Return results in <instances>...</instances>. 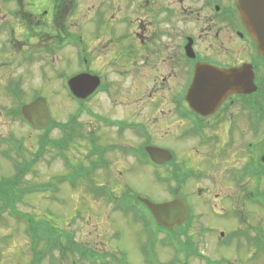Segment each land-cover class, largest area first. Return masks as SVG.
<instances>
[{
    "label": "rangeland",
    "instance_id": "374dc122",
    "mask_svg": "<svg viewBox=\"0 0 264 264\" xmlns=\"http://www.w3.org/2000/svg\"><path fill=\"white\" fill-rule=\"evenodd\" d=\"M105 1L84 0V13L86 11L88 16L94 18L87 21L94 26L92 30H95L98 19L101 22L99 33L94 30L90 33L89 39L94 42L89 48L94 59L103 62L104 66L107 57L113 54L110 52L112 45L113 49L116 48L114 44L119 46V53L127 54L130 41L128 31L133 28L139 31L137 24L141 22L138 20H144L145 15L144 8L138 9L136 1L133 5L130 1L118 0L111 11ZM100 4H103L101 8ZM151 5L156 6L154 2ZM102 11L106 15H102ZM98 12L100 17L96 19ZM132 22L133 28L130 27ZM112 23L116 35L111 36L109 24ZM147 33L150 39L151 32L144 35ZM169 48H163L161 54L169 53ZM54 66L56 72L63 70L62 63H55ZM259 75L260 82L261 77L264 78V67ZM37 76L18 79L23 85L20 84L21 87L9 93L5 87L7 78L1 82L4 89L0 92V179L14 177L23 157L36 156L33 169L26 170L24 179L36 183L50 182L55 187L50 192L27 195L24 201L17 203L19 211L31 214L37 220L49 221L59 229V235L70 232L74 243L85 245L86 248L92 246L108 254L107 259L111 264H152L150 260L153 259L150 258L154 256L161 264H175L176 260L184 262L186 258L167 243L166 234H160L157 242L153 241L154 248L148 249L144 243L151 244L149 233L157 231L149 216L137 210V206H121L116 201L128 192L134 195L138 193L155 202L169 201L176 196L174 191L179 185V196L190 202L189 216L174 226L178 235H182V241L190 242L191 247L203 252L208 258L220 260V264H264V176L260 178L259 175L257 182V177L249 175L247 170L252 161L264 166V117L258 133L246 125L235 128L240 136L234 132V142L227 141L225 148L221 145L227 139L226 127L213 130L218 138L208 143H203L202 138L210 132L209 127L198 129L193 136L184 135L179 140H168L165 143L170 144L172 149H166L173 156L170 165L175 163L181 166L180 172L174 175L168 170H155L147 163L139 164L128 156L123 149L126 143L138 145L139 140L130 137V132L120 138L114 128L95 116H127L128 119L129 115V118L145 124L158 136V116L152 113L154 109L151 102L159 99V95L150 101L148 97L154 94L150 92L151 87H145L143 81L141 84L137 81L132 86L131 79L113 76L118 82L116 88L98 93L86 104H81L84 101L75 100L70 94L65 85L66 79L58 74L53 77L50 75V79ZM117 89L120 90L119 94L116 93ZM38 96L47 99L53 121L47 133L51 141L42 152L36 143L47 130L33 129L17 114L23 102L27 103ZM127 98H130L129 104L133 102L129 106ZM143 98L144 103L139 104L138 101ZM258 101L264 108V89L258 91ZM157 106L163 108L162 105ZM177 127L176 124L174 128L180 133ZM70 132L74 137L70 139L71 144L63 147L57 144L58 148L55 149L52 141L66 139L65 134H68L69 139ZM12 139L21 141L20 145H24L26 150L14 151ZM251 141L259 142L257 149L260 153L257 157L253 153L250 155L245 147ZM99 147L105 149L104 154L94 151ZM255 149L253 144L251 150ZM62 150L65 152L63 155ZM37 152H40V157L36 155ZM91 161H97L94 165L104 163L103 166L91 168ZM76 164L90 168L91 172L78 178L74 184L63 178L73 173L72 166L74 168ZM231 166L241 169L243 180L231 171ZM259 170L264 172V167H259ZM112 188L114 192H107ZM255 188L258 189V195L255 194ZM217 193L221 197L228 193L231 198L214 200ZM9 214L4 212L0 216V264H29L32 254L27 243L26 223ZM243 232L248 234L244 235ZM64 254L61 257L55 252V259H62L63 264H90L81 261L75 253L67 251ZM192 256H189L187 264H208L202 257ZM39 261L40 264L60 263L59 260L51 261L48 256Z\"/></svg>",
    "mask_w": 264,
    "mask_h": 264
},
{
    "label": "flooded vegetation",
    "instance_id": "af4514ba",
    "mask_svg": "<svg viewBox=\"0 0 264 264\" xmlns=\"http://www.w3.org/2000/svg\"><path fill=\"white\" fill-rule=\"evenodd\" d=\"M117 1H105L107 8L110 7L108 10H113ZM127 1L133 5L136 1L138 9L144 8V20H138L141 22L137 24L139 31L134 30V22L131 23L133 33L131 29L128 31L130 41L127 54L119 53V46L112 41L116 48L113 49L112 45L110 52L113 54L107 57L104 66L90 52L89 45L94 40L89 37L94 26L87 22L92 16H88L86 11L84 13V0H0V92L4 89L1 82L6 78L5 87L9 93L20 84L23 85L17 80H24L25 76L40 75L41 78L50 79L57 74L67 80L65 85L69 90L70 78L87 73L99 77L101 84L92 96L81 103L86 104L98 93L116 88L118 82L114 77L131 79L132 86L137 81H143L145 87H151L150 92L154 94L148 97L150 101L159 95V99L151 102L154 109L152 113L158 116V136L145 124L129 118V115L128 119L127 116L111 118L95 115L114 128L120 138L130 132V137L139 140L138 145L126 143L123 148L126 150L124 153L139 164H143L141 159L147 157V146L172 149L165 142L176 138L179 140L184 135H196L200 128H210V132L202 138L203 143H208L218 138L213 130L226 127L227 139L221 145L223 148L227 141L234 142L237 127L246 125L258 133V123L263 121L264 115L263 105L258 101V91L264 89V78L258 81L264 67V54L259 51L257 41L243 21L238 0ZM152 2L155 7L151 5ZM102 12L103 15L105 12ZM95 17L98 19L100 13ZM96 23L94 31L99 33L101 22L98 19ZM114 27V23L109 24L110 35H116ZM148 31L151 32L150 39L148 33L144 35ZM165 47L171 48L167 51L169 53L161 54ZM55 63H62L63 70L56 72ZM241 68L254 71L256 91L245 93L218 89L217 96L211 100L205 113L191 106L187 95L199 73L205 76L206 81L210 79L212 71L224 75L227 71ZM214 79L219 82L216 75ZM119 91L117 89L116 93L119 94ZM129 99H126L128 106L133 103L129 104ZM144 100L138 103L142 104ZM176 124L180 133L174 128ZM159 141L164 144L160 145ZM253 144L255 150H251ZM245 147L250 155L253 153L257 157L258 141H251ZM170 164L168 162L154 168L164 172L168 170L174 175L180 172V165ZM230 168L237 176L240 175L241 180L244 179L239 167ZM247 170L249 175L257 177L255 180L258 182V164L252 161ZM254 190L258 195V189ZM225 195L221 197L217 193L214 200L231 198L228 193ZM89 249L98 251L92 246ZM197 255H200L198 251Z\"/></svg>",
    "mask_w": 264,
    "mask_h": 264
},
{
    "label": "water",
    "instance_id": "95a60500",
    "mask_svg": "<svg viewBox=\"0 0 264 264\" xmlns=\"http://www.w3.org/2000/svg\"><path fill=\"white\" fill-rule=\"evenodd\" d=\"M238 6L245 25L257 41L259 51L264 54V0H238ZM212 72L211 77L208 76L210 79L206 81H204L205 76L199 73L189 89L187 99L197 111L205 113L211 100L217 96L218 89L245 93H251L257 89L252 69H233L224 75L222 72ZM214 75L218 77L219 82L214 79ZM99 84L100 78L96 75L82 73L71 78L68 86L77 98L86 99L96 91ZM48 107L45 98L37 97L23 106L22 112L34 126L39 128L48 125L51 120ZM147 150L157 163L167 162L173 157L169 150L160 147L148 146ZM139 200L148 207L158 223L168 229L183 222L187 216V205L178 197L166 202H153L146 196L139 197Z\"/></svg>",
    "mask_w": 264,
    "mask_h": 264
},
{
    "label": "trees",
    "instance_id": "16d2710c",
    "mask_svg": "<svg viewBox=\"0 0 264 264\" xmlns=\"http://www.w3.org/2000/svg\"><path fill=\"white\" fill-rule=\"evenodd\" d=\"M70 133L71 137H69V139H67V134H65L66 137L64 138L66 139L62 138L58 141H52L55 149L58 148L57 144H59L60 147L67 146L69 143L71 144V141L74 139V137L72 136V132ZM39 139V150H41L40 152H42L46 149V146L49 145L51 139H49L47 135H44ZM102 148L103 147L96 148V150L94 151H97L100 154H104L103 152L105 151V149ZM21 149L22 147L19 148V150ZM40 152L39 154L38 152L36 153V155L38 154V157H40ZM63 153L65 152H63L62 150L61 154L63 155ZM20 161V164L17 165V173L14 177L0 179V216L2 213L7 212L10 213L9 215L17 219H21L26 223V231L28 235L27 243L31 248L32 254V260L29 262V264H40L39 259H42L45 256L50 257V260L54 261L55 252L59 253L61 257H64V253L69 251L75 254L78 253L84 255L86 256V258H94L95 255L93 253H89L88 250L79 243H74L73 236L70 234V232L65 231L67 232V234L59 235V229L54 227L49 221L37 220L31 214L19 211L17 203L24 201L27 195L32 193H43L46 191L50 192L55 188L54 185L50 182L36 183L32 182L31 180L24 179L26 170L33 169L34 162L36 161V156H33L32 158L23 157V159ZM96 162L97 161L92 162L90 166H92L93 168L99 166L100 164L94 165ZM78 165L79 164H76L74 168L72 166V174L74 175H72L71 173L70 175H72L74 178H83L90 174L91 170H88L90 168L86 169L83 167H79ZM259 175L261 178L264 176V173L258 172V176ZM70 182H73L75 184L76 181L71 179ZM125 199L131 204V206L134 204H138V201L133 194H126Z\"/></svg>",
    "mask_w": 264,
    "mask_h": 264
}]
</instances>
